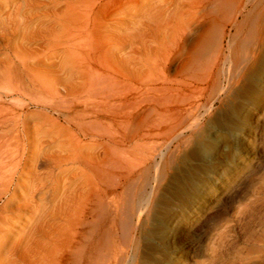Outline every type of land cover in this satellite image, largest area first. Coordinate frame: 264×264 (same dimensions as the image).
Segmentation results:
<instances>
[{
  "label": "bare ground",
  "instance_id": "obj_1",
  "mask_svg": "<svg viewBox=\"0 0 264 264\" xmlns=\"http://www.w3.org/2000/svg\"><path fill=\"white\" fill-rule=\"evenodd\" d=\"M13 1L7 13L12 0H0V264H130L153 197L191 142L177 131L192 136L253 76L264 0H161L177 7L169 25L154 23L149 59L139 46L160 6ZM42 8L53 11L32 27L28 13ZM127 17L139 21L126 29ZM19 218L27 232L14 241Z\"/></svg>",
  "mask_w": 264,
  "mask_h": 264
},
{
  "label": "rangeland",
  "instance_id": "obj_2",
  "mask_svg": "<svg viewBox=\"0 0 264 264\" xmlns=\"http://www.w3.org/2000/svg\"><path fill=\"white\" fill-rule=\"evenodd\" d=\"M185 1L181 2L184 7ZM19 4L12 0V7L5 10L10 13ZM136 6L129 10L135 12L142 6H146L142 12L156 6L164 10L159 21L143 28L139 52L142 59H149L152 55L148 49L152 46L147 42L154 38L158 24L163 27L171 23L169 17L173 18L177 6L161 0H144ZM51 11L35 9L28 13L27 22L34 27L47 21L42 15ZM122 21L126 29H131L139 19L127 17ZM129 42L125 52L136 54L138 46ZM28 47L25 51L37 45ZM257 64L249 83L237 90L236 97L226 102L221 112L217 102L200 130L192 136L177 131L176 140L187 136L191 142L173 157L172 169L153 197L148 221L137 234L139 250L130 264H264V53ZM256 147H260L258 155ZM19 217L29 220L31 215ZM20 218L14 241L27 232L28 225ZM124 239L120 240L122 247ZM191 243L193 247L186 249ZM122 249L125 253L130 250L128 245Z\"/></svg>",
  "mask_w": 264,
  "mask_h": 264
}]
</instances>
